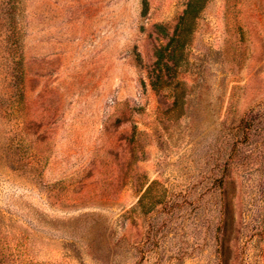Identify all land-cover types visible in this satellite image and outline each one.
I'll list each match as a JSON object with an SVG mask.
<instances>
[{
    "label": "rangeland",
    "instance_id": "1",
    "mask_svg": "<svg viewBox=\"0 0 264 264\" xmlns=\"http://www.w3.org/2000/svg\"><path fill=\"white\" fill-rule=\"evenodd\" d=\"M0 264H264V0H0Z\"/></svg>",
    "mask_w": 264,
    "mask_h": 264
},
{
    "label": "trees",
    "instance_id": "2",
    "mask_svg": "<svg viewBox=\"0 0 264 264\" xmlns=\"http://www.w3.org/2000/svg\"><path fill=\"white\" fill-rule=\"evenodd\" d=\"M253 125H254V122L251 119H245L240 123V125L237 128L230 130L231 133H233V135L235 137H238V139H239L234 144L231 157H233L234 153L237 150V147L240 144V138L243 141V142H241L242 144L249 141Z\"/></svg>",
    "mask_w": 264,
    "mask_h": 264
}]
</instances>
